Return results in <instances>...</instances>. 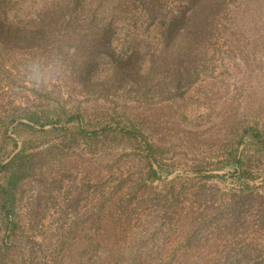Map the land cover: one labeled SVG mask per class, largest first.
<instances>
[{"label": "rangeland", "instance_id": "1", "mask_svg": "<svg viewBox=\"0 0 264 264\" xmlns=\"http://www.w3.org/2000/svg\"><path fill=\"white\" fill-rule=\"evenodd\" d=\"M0 264H264V0H0Z\"/></svg>", "mask_w": 264, "mask_h": 264}, {"label": "clouds", "instance_id": "2", "mask_svg": "<svg viewBox=\"0 0 264 264\" xmlns=\"http://www.w3.org/2000/svg\"><path fill=\"white\" fill-rule=\"evenodd\" d=\"M44 67L46 72H40ZM65 64L59 55H46L42 53L33 54L21 67V74L26 82L34 88L46 89L53 81L61 79L65 74Z\"/></svg>", "mask_w": 264, "mask_h": 264}, {"label": "trees", "instance_id": "3", "mask_svg": "<svg viewBox=\"0 0 264 264\" xmlns=\"http://www.w3.org/2000/svg\"><path fill=\"white\" fill-rule=\"evenodd\" d=\"M198 6V3L197 4H195L192 8H191V10L190 11H192L191 12V15H195L196 14V10L195 11H193L194 9H196V8H198L197 7ZM199 23H202L201 22V20H199ZM196 35H197V33H196ZM199 36L197 35L196 36V38H194L193 40L194 41H197V40H199V38H198ZM191 42H192V40H191ZM190 42V43H191ZM193 43L194 42H192V44H191V47H190V49L189 50H191L192 52H197V51H199V49H197V47L196 46H193ZM233 162H237L238 163V159H237V156H235L234 158H233ZM236 163V164H237ZM1 167H3V166H1ZM3 195H4V197H3V200H4V202H3V205H2V207H3V210H4V215H5V217H4V224H6V231L9 233L10 232V227H11V225L13 224V219H12V217L10 216L11 215V210H12V206H13V200H12V195H11V193H10V191H3Z\"/></svg>", "mask_w": 264, "mask_h": 264}]
</instances>
